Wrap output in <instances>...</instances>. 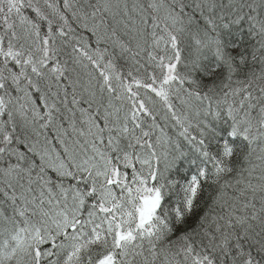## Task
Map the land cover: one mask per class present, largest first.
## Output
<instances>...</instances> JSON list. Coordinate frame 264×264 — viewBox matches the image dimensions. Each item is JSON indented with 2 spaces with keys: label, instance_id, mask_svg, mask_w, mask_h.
Masks as SVG:
<instances>
[{
  "label": "snow or ice",
  "instance_id": "obj_1",
  "mask_svg": "<svg viewBox=\"0 0 264 264\" xmlns=\"http://www.w3.org/2000/svg\"><path fill=\"white\" fill-rule=\"evenodd\" d=\"M0 264H264V0H0Z\"/></svg>",
  "mask_w": 264,
  "mask_h": 264
}]
</instances>
